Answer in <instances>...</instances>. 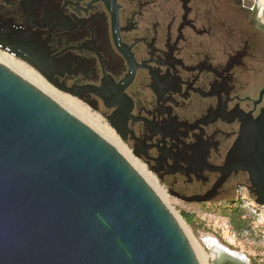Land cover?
I'll use <instances>...</instances> for the list:
<instances>
[{
  "label": "flooded vegetation",
  "instance_id": "obj_1",
  "mask_svg": "<svg viewBox=\"0 0 264 264\" xmlns=\"http://www.w3.org/2000/svg\"><path fill=\"white\" fill-rule=\"evenodd\" d=\"M0 34L182 210L250 193L228 160L264 109L259 1L0 0Z\"/></svg>",
  "mask_w": 264,
  "mask_h": 264
},
{
  "label": "water",
  "instance_id": "obj_2",
  "mask_svg": "<svg viewBox=\"0 0 264 264\" xmlns=\"http://www.w3.org/2000/svg\"><path fill=\"white\" fill-rule=\"evenodd\" d=\"M0 48L48 76L1 34ZM228 163L248 172L264 207V109L242 126ZM212 263L251 264L222 244ZM0 264H200L172 211L118 148L2 62Z\"/></svg>",
  "mask_w": 264,
  "mask_h": 264
},
{
  "label": "rangeland",
  "instance_id": "obj_3",
  "mask_svg": "<svg viewBox=\"0 0 264 264\" xmlns=\"http://www.w3.org/2000/svg\"><path fill=\"white\" fill-rule=\"evenodd\" d=\"M2 54L8 55L15 62L24 65L28 71L42 78L51 88L59 92L28 63L0 49V55ZM62 96L70 99L84 112L80 101L68 95L62 94ZM77 117L79 118V116ZM81 120L83 121V119ZM97 132L101 134L99 131ZM162 199L178 220L196 254L198 255V251L201 254L203 262L200 261L198 256L200 264H213L210 250L205 243L206 236L215 237L230 250L244 254L251 264H264V207L255 203V197L247 189L242 188L233 192L227 201L220 204L219 208H215L214 205L210 204L208 208L191 209L189 212L194 213L192 220L186 219L181 214V206L177 205L173 199L166 196ZM239 213L242 214L241 218L247 221V226L250 227L248 231L236 232L234 230L231 218L232 215L239 216ZM195 244L198 245V249Z\"/></svg>",
  "mask_w": 264,
  "mask_h": 264
},
{
  "label": "bare ground",
  "instance_id": "obj_4",
  "mask_svg": "<svg viewBox=\"0 0 264 264\" xmlns=\"http://www.w3.org/2000/svg\"><path fill=\"white\" fill-rule=\"evenodd\" d=\"M0 62L4 63L8 67L13 69L17 73H19L20 75H22L28 81H30L31 83L36 85L38 88L43 90L46 94H48L49 96H51L52 98L57 100L62 106H64L70 112H73V114L75 113L74 115L79 116L80 119H83V121L86 122V124H89L92 128H94V130L99 131L104 138H106L109 142H111L113 145H115L118 148V150L130 161V163L142 174V176L148 181V183L156 190V192L159 194V196H161L162 198L165 197L164 194H162L159 190L156 189V186L153 184L152 179L144 172V170L135 161H133V159L132 160L130 159V156L127 155L128 153L126 154L125 150H123L124 148L122 146H120L117 143V141H115L110 135H108L105 131L102 130V128H101L102 126H100L99 123L97 121H95L93 117H90L88 114L82 112L76 106V104L74 102H72L70 99L62 96L61 93H59V92L55 91L53 88H51L42 78H40L36 74L28 71L24 65H22L18 62H15L8 55H4V54L0 55ZM205 243H206L207 247H209L211 249L210 250V257L212 260L218 254V244H222V243H220L217 238L212 237V236H207L205 238ZM196 248L198 249V245H196ZM201 253H202V251H201ZM235 253H238L240 255L245 256L244 254L239 253V252H235ZM198 256H199L200 261H202L201 260L202 256L199 253V251H198L197 258H198Z\"/></svg>",
  "mask_w": 264,
  "mask_h": 264
},
{
  "label": "trees",
  "instance_id": "obj_5",
  "mask_svg": "<svg viewBox=\"0 0 264 264\" xmlns=\"http://www.w3.org/2000/svg\"><path fill=\"white\" fill-rule=\"evenodd\" d=\"M241 213H239V216L235 217L232 215L231 224L233 225V228L236 232H244L248 231L250 229L249 226H247V221L243 218H241Z\"/></svg>",
  "mask_w": 264,
  "mask_h": 264
},
{
  "label": "crops",
  "instance_id": "obj_6",
  "mask_svg": "<svg viewBox=\"0 0 264 264\" xmlns=\"http://www.w3.org/2000/svg\"><path fill=\"white\" fill-rule=\"evenodd\" d=\"M259 4L261 6V10L263 11L264 10V0H260Z\"/></svg>",
  "mask_w": 264,
  "mask_h": 264
},
{
  "label": "built area",
  "instance_id": "obj_7",
  "mask_svg": "<svg viewBox=\"0 0 264 264\" xmlns=\"http://www.w3.org/2000/svg\"><path fill=\"white\" fill-rule=\"evenodd\" d=\"M257 1H260V0H257Z\"/></svg>",
  "mask_w": 264,
  "mask_h": 264
}]
</instances>
